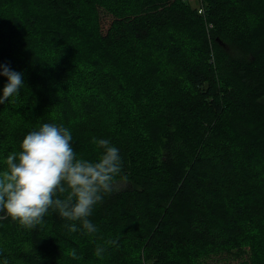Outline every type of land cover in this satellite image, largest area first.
I'll list each match as a JSON object with an SVG mask.
<instances>
[{
	"label": "trees",
	"instance_id": "trees-1",
	"mask_svg": "<svg viewBox=\"0 0 264 264\" xmlns=\"http://www.w3.org/2000/svg\"><path fill=\"white\" fill-rule=\"evenodd\" d=\"M0 64V157L56 123L128 183L94 233L0 215V264H264V0H0Z\"/></svg>",
	"mask_w": 264,
	"mask_h": 264
},
{
	"label": "clouds",
	"instance_id": "clouds-1",
	"mask_svg": "<svg viewBox=\"0 0 264 264\" xmlns=\"http://www.w3.org/2000/svg\"><path fill=\"white\" fill-rule=\"evenodd\" d=\"M0 76L6 78L2 104L18 96L25 83L23 74L7 64H0ZM72 141L69 128L42 123L19 141L18 150L0 157V215L30 229L52 210L72 222L70 232L97 231L90 217L120 175L123 158L109 139L93 138L95 159L79 156Z\"/></svg>",
	"mask_w": 264,
	"mask_h": 264
},
{
	"label": "rangeland",
	"instance_id": "rangeland-1",
	"mask_svg": "<svg viewBox=\"0 0 264 264\" xmlns=\"http://www.w3.org/2000/svg\"><path fill=\"white\" fill-rule=\"evenodd\" d=\"M127 186H128V183L126 181L119 180V181H116L113 183L112 188L119 190V189L125 188ZM220 264H224V263L221 262ZM232 264H235V262L233 261Z\"/></svg>",
	"mask_w": 264,
	"mask_h": 264
}]
</instances>
